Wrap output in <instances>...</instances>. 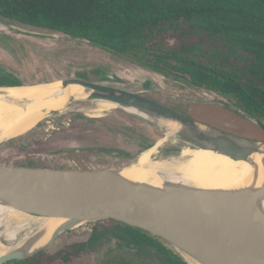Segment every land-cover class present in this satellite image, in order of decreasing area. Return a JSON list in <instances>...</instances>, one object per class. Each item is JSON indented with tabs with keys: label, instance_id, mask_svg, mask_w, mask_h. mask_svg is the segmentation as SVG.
<instances>
[{
	"label": "water",
	"instance_id": "water-1",
	"mask_svg": "<svg viewBox=\"0 0 264 264\" xmlns=\"http://www.w3.org/2000/svg\"><path fill=\"white\" fill-rule=\"evenodd\" d=\"M85 41L115 52L92 41ZM141 64L165 77L202 90L216 104L241 114L264 130V126L254 118L211 97L189 80ZM56 82H61L64 89L76 85L91 91L90 100L105 101L129 113L136 111V114H132L165 136L168 132L159 124L176 125L178 143L210 151L235 162H248L264 147L263 141L210 127L140 94L126 93L80 79L58 80L48 84ZM48 84L0 87V96H10L13 89H32ZM74 103L80 102L70 100L66 108L53 113L69 110ZM148 118L151 122L146 120ZM10 140L0 142V148ZM79 152L119 155L104 148H85ZM121 168H36L0 164V201L32 216L69 221L54 232L45 246L32 252L20 250L1 256L0 264L31 258L50 247L62 234L83 225L105 221H116L152 234L175 248L188 264L183 252L202 264H264V219L253 209L264 189L256 194L198 191L179 186L152 189L119 179L116 174Z\"/></svg>",
	"mask_w": 264,
	"mask_h": 264
},
{
	"label": "trees",
	"instance_id": "trees-1",
	"mask_svg": "<svg viewBox=\"0 0 264 264\" xmlns=\"http://www.w3.org/2000/svg\"><path fill=\"white\" fill-rule=\"evenodd\" d=\"M0 20L110 48L264 124V0H0ZM111 222L54 256L7 264H70L112 240L158 264H188L163 240Z\"/></svg>",
	"mask_w": 264,
	"mask_h": 264
},
{
	"label": "rangeland",
	"instance_id": "rangeland-1",
	"mask_svg": "<svg viewBox=\"0 0 264 264\" xmlns=\"http://www.w3.org/2000/svg\"><path fill=\"white\" fill-rule=\"evenodd\" d=\"M0 71L7 73L21 87L80 79L126 93L140 94L210 127L264 142V130L260 126L216 104L202 90L165 77L125 55L110 52L82 39L0 20ZM208 94L219 99L212 93ZM93 106L89 102L74 103L69 110L49 114L23 136L10 140L0 148V164L36 168H121L134 163L142 152L154 148L165 137L149 123L118 108L106 112L102 117L86 116L85 110ZM85 148H104L119 155L114 157L79 152ZM186 148L194 149L184 143L167 142L153 154V159L163 162L174 157L181 158ZM93 224L60 235L50 247L42 251L40 257L54 256L71 244L89 239L94 230ZM114 225L111 221H105L97 228L110 229ZM70 264L158 262L122 248L112 240L94 253L74 259Z\"/></svg>",
	"mask_w": 264,
	"mask_h": 264
},
{
	"label": "bare ground",
	"instance_id": "bare-ground-1",
	"mask_svg": "<svg viewBox=\"0 0 264 264\" xmlns=\"http://www.w3.org/2000/svg\"><path fill=\"white\" fill-rule=\"evenodd\" d=\"M90 95L91 91L76 85L64 89L61 82L13 89L10 96H0V142L23 136L49 114L66 108L70 100L94 105L85 110L86 116L94 118L118 108L105 101L90 100ZM146 120L151 122L149 118ZM159 125L167 135L156 147L142 152L134 163L122 167L116 174L119 179L159 190L179 186L198 191L256 194L264 189V147L248 162H235L210 151L190 148L184 149L181 158L159 162L153 159V154L167 142L177 143L178 129L173 124ZM253 209L264 219V193L256 199ZM68 223L64 219L32 216L0 201V257L41 248L58 228ZM183 256L190 264H202L185 252Z\"/></svg>",
	"mask_w": 264,
	"mask_h": 264
},
{
	"label": "flooded vegetation",
	"instance_id": "flooded-vegetation-1",
	"mask_svg": "<svg viewBox=\"0 0 264 264\" xmlns=\"http://www.w3.org/2000/svg\"><path fill=\"white\" fill-rule=\"evenodd\" d=\"M19 86L15 84L7 73L0 71V87Z\"/></svg>",
	"mask_w": 264,
	"mask_h": 264
}]
</instances>
